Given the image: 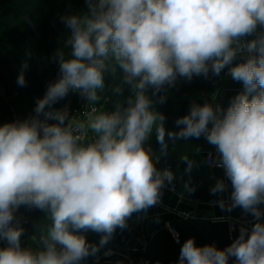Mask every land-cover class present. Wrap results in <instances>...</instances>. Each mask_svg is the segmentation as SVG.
<instances>
[{"label":"clouds","instance_id":"obj_1","mask_svg":"<svg viewBox=\"0 0 264 264\" xmlns=\"http://www.w3.org/2000/svg\"><path fill=\"white\" fill-rule=\"evenodd\" d=\"M86 11L60 17L69 30L52 59L58 78L37 99L34 115L0 126V264H82L96 256L117 228L127 227L133 213L160 202L169 169L158 170L144 147L153 129L161 151L169 139L203 136L216 148L232 191L228 209L251 215V229L224 249L198 246L187 239L178 264H264V36L245 37L264 27V0H85ZM249 55L233 63L239 55ZM21 66L17 84L26 86ZM227 75L243 84L227 109L193 103L178 118V131L165 129L166 117L153 107L152 96L174 86L177 77ZM121 72L113 91L129 94L115 110L98 105L104 73ZM69 92L86 101L79 115L53 106ZM166 96H159L164 103ZM49 121H55L49 123ZM159 157H157V162ZM181 161L190 173L195 161ZM189 192L194 188L185 184ZM224 180L210 189L222 195ZM223 209V199L218 201ZM47 213L52 224L39 238L40 247L21 245L24 229L15 213L21 207ZM82 230L100 233L87 242ZM36 238L33 237V240ZM177 242H179L177 240ZM109 254L108 252L105 253Z\"/></svg>","mask_w":264,"mask_h":264},{"label":"trees","instance_id":"obj_2","mask_svg":"<svg viewBox=\"0 0 264 264\" xmlns=\"http://www.w3.org/2000/svg\"><path fill=\"white\" fill-rule=\"evenodd\" d=\"M82 11H86L85 0H0V126L34 115L37 99L42 98L48 84L58 78V63L52 56L58 47L63 46L64 38L69 33L60 17ZM25 62L28 64L24 71L26 86L21 87L17 84V78ZM120 82L121 72L118 68L115 72L104 73L105 87L99 93L102 99L98 102L100 110L112 112L117 103L124 102L129 94L127 86H124L123 94L113 91ZM220 86L221 74L214 76L210 70L208 78L194 76L188 81L178 76L174 86H166L157 96H152L151 88L147 94L153 99L155 110L166 117V132L178 131L175 121L187 115L193 103H210L209 95ZM160 95L166 96L162 104L158 102ZM84 102L78 92H69L53 107L62 109L63 106H71L78 109ZM165 140L167 151L162 152L153 129L149 140L144 144L151 151L153 161L159 157L158 163L154 162L157 169H169L174 173L175 180L172 183L181 195L193 200H208L212 196L210 189L215 183L204 159L199 155V139L189 138L174 142L166 135ZM185 154L196 162L190 173L185 172L186 164L181 161V156ZM225 177L232 190L230 180L226 175ZM185 184L195 190L187 191ZM260 208L264 211V204ZM238 209L243 217L250 219L252 226L255 223L254 218L245 214L241 208ZM136 215L137 213H133L127 221V227L117 228L108 244L101 247L96 256L86 258L82 264H106L101 258L108 249L115 250L131 245L139 238V231L133 223ZM15 216L24 229L21 245L40 247L39 238L46 235L52 224L47 213L21 206ZM261 219L264 221V217ZM174 230L179 234V244L174 243L168 230H162L146 245L145 257L152 264H178L181 247L189 238H194L198 246L214 244L218 249H224L232 243L227 228L220 223L180 220L174 225ZM78 234L85 236L87 242L96 244L101 236L92 230H82ZM33 237L36 239L33 240ZM4 247H7V241L0 240V249Z\"/></svg>","mask_w":264,"mask_h":264},{"label":"crops","instance_id":"obj_3","mask_svg":"<svg viewBox=\"0 0 264 264\" xmlns=\"http://www.w3.org/2000/svg\"><path fill=\"white\" fill-rule=\"evenodd\" d=\"M258 31L251 36L245 37V41H251L253 39H258ZM248 55L243 53L239 55L235 63L242 62L247 58ZM228 68L226 67L224 70L221 71V86L220 88L209 95L210 104L214 107L219 105L223 109H227L229 106L232 98L236 95L243 92L244 87L243 84L237 81H234L229 75H227ZM149 140V139H148ZM147 140V141H148ZM147 143V142H146ZM209 153H217L216 148L213 145H210L206 139L201 136L199 138V155L204 159L207 154ZM154 162L157 164V158L154 159ZM214 176V183L218 180L227 181L224 170H215L213 171ZM228 182V181H227ZM228 189L231 190L230 187ZM225 198L228 199V204L230 203V192H224ZM163 200V205L169 206L172 209L182 210L185 212H192L196 219L194 220H202V221H209L214 222V219L221 218V217H229L233 220H239L243 225L249 229H251V222L250 219L245 218L241 215L238 207L233 208L231 210L228 209L227 205L225 208H221L220 206L211 207L208 205V201L213 198L217 197V195H212L206 201H199L189 199L183 195H172L168 193H162L161 195ZM181 219L178 218L175 214L171 212L164 211L162 207H155L152 206L147 211L138 212L135 218L133 219L134 225L138 223V229L140 234V239L148 244L160 231L162 230H172L174 229V225L176 222L180 221ZM222 224V223H221ZM225 227L227 228L226 224ZM228 230V229H227ZM229 233V232H228ZM239 235V231H235L231 236L230 239L233 241ZM159 264V263H157Z\"/></svg>","mask_w":264,"mask_h":264},{"label":"built area","instance_id":"obj_4","mask_svg":"<svg viewBox=\"0 0 264 264\" xmlns=\"http://www.w3.org/2000/svg\"><path fill=\"white\" fill-rule=\"evenodd\" d=\"M261 36H264V27H259L258 38ZM245 54L249 55L247 52H245ZM85 104H86V101L78 109L73 108L71 106H63L62 109L64 107H67L70 115L75 116V115H79L82 113L83 106ZM91 107H97L98 111L100 110L98 105H92V106L86 107L84 111L85 112L90 111ZM53 122L54 121H49V123H53ZM204 164L207 167V169L210 171L212 179H214V176L212 174L213 171L224 170L222 166H219L221 164V161H220V157L218 153L207 154L206 157L204 158ZM225 184H226V190L224 192H230L231 194L232 190L228 189V187H230L228 182L226 181ZM161 192L172 194V195H180L175 184L174 183L168 184L167 181L165 182V186L162 188ZM220 199H223L226 205L229 202L228 199L224 197V195H217V197L211 198L207 203L211 207H216V206H219L218 201ZM155 207H162L164 211L175 214L181 220L196 219L195 215L192 212H185L182 210L172 209L169 206L163 205L162 197H160V202L157 203ZM214 223L226 224L230 236L235 231H239V228L241 226L245 227L243 223H241L239 220H233L229 217L216 218L214 219ZM135 226L138 227V223ZM169 233L174 243L179 244L180 243L179 234L174 229L169 230ZM177 240L179 242H177ZM146 245L147 244L143 242L140 238H136L131 245L117 248L115 250L108 249L106 252H108L109 254L107 255L104 254L101 260H104L106 264H152L151 261L145 257Z\"/></svg>","mask_w":264,"mask_h":264},{"label":"rangeland","instance_id":"obj_5","mask_svg":"<svg viewBox=\"0 0 264 264\" xmlns=\"http://www.w3.org/2000/svg\"><path fill=\"white\" fill-rule=\"evenodd\" d=\"M26 24H27V22H26ZM0 92L2 93L1 88H0Z\"/></svg>","mask_w":264,"mask_h":264}]
</instances>
